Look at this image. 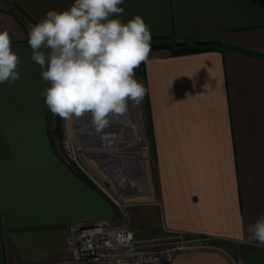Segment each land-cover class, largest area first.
<instances>
[{"label":"crops","instance_id":"obj_1","mask_svg":"<svg viewBox=\"0 0 264 264\" xmlns=\"http://www.w3.org/2000/svg\"><path fill=\"white\" fill-rule=\"evenodd\" d=\"M75 0H0V31L20 57V79L0 84V264L68 257V226L118 223L115 202L62 156L31 59L29 25ZM152 39L217 42L218 49L153 51L138 81L163 229L216 238L228 254L182 252L169 264H264L249 225L264 214V0H124ZM136 238L139 237L137 234Z\"/></svg>","mask_w":264,"mask_h":264},{"label":"clouds","instance_id":"obj_2","mask_svg":"<svg viewBox=\"0 0 264 264\" xmlns=\"http://www.w3.org/2000/svg\"><path fill=\"white\" fill-rule=\"evenodd\" d=\"M124 0H75L65 11L49 10L30 24L31 59L50 83L41 95L50 111L64 119L91 114L97 134L123 115L131 101L145 94L134 69L151 51L152 33L140 15L120 18ZM7 30L0 31V84L20 79V57L12 50ZM250 239L264 244V214L249 225Z\"/></svg>","mask_w":264,"mask_h":264},{"label":"rangeland","instance_id":"obj_3","mask_svg":"<svg viewBox=\"0 0 264 264\" xmlns=\"http://www.w3.org/2000/svg\"><path fill=\"white\" fill-rule=\"evenodd\" d=\"M153 51L170 52L167 49L150 52ZM141 71L142 63L134 69L137 81ZM130 106L131 109L127 106L125 113L129 115L136 111L134 115L136 119L139 117L142 129L139 139L126 136L127 139L122 140L117 132L119 128L114 125L97 134L90 113L64 119L51 112L54 140L68 164L80 171L91 184L97 183L111 196L116 204L119 221L115 225L128 223L141 241L161 239L167 237L168 233L160 223L154 151L145 117L144 98L139 104L131 103ZM116 117L110 116L109 119L111 122L121 121H114ZM125 117L120 116V119ZM112 141H115L118 148H114ZM110 152L114 155H107ZM76 161L80 166L76 165Z\"/></svg>","mask_w":264,"mask_h":264},{"label":"built area","instance_id":"obj_4","mask_svg":"<svg viewBox=\"0 0 264 264\" xmlns=\"http://www.w3.org/2000/svg\"><path fill=\"white\" fill-rule=\"evenodd\" d=\"M76 165L80 166L77 161ZM165 230L167 237L141 241L128 223L114 225L105 219L70 223L66 238L68 257L53 264H169L182 252L228 254L227 249L212 236Z\"/></svg>","mask_w":264,"mask_h":264},{"label":"trees","instance_id":"obj_5","mask_svg":"<svg viewBox=\"0 0 264 264\" xmlns=\"http://www.w3.org/2000/svg\"><path fill=\"white\" fill-rule=\"evenodd\" d=\"M219 44L217 42H196L193 44H187L185 42H177L171 38L165 39H151V50H170L173 55H183L190 53H197L202 51H210L218 49ZM142 73V71H141ZM70 165V164H69ZM70 167L83 178L88 180L80 171L70 165Z\"/></svg>","mask_w":264,"mask_h":264},{"label":"bare ground","instance_id":"obj_6","mask_svg":"<svg viewBox=\"0 0 264 264\" xmlns=\"http://www.w3.org/2000/svg\"><path fill=\"white\" fill-rule=\"evenodd\" d=\"M131 103H133V102H129L128 103V107H129V109H131L130 107V104ZM134 104V103H133ZM132 111V110H131ZM134 112H136V111H134ZM134 112H131L129 115L127 114V113H124L123 115H116L117 117H116V119L114 120V121H116V120H121V121H116V122H111V124L110 125H114L115 127H117V128H119L118 129V133L120 134V138H123L122 140H126L127 138H126V136H129V137H135V139H139L140 137H141V135H142V129H141V126H140V124H139V122H138V119H139V117H137V119H136V117H135V115H134ZM132 114V115H131ZM137 115V114H136ZM120 116H126L125 118H121L120 119ZM122 119H124V120H122ZM113 121V120H112ZM82 125V124H81ZM82 127V126H81ZM116 128V129H117ZM83 130V129H82ZM90 130V129H89ZM86 131V130H85ZM91 131V130H90ZM76 133V132H75ZM90 133V132H89ZM77 135V134H76ZM76 135H75V137H76ZM116 138V137H115ZM110 140V139H109ZM109 142H111V140L109 141ZM115 144V141H112V144ZM114 148H118L117 147V145L115 144L114 145ZM107 155H110V156H113L114 154L113 153H108ZM116 158V157H115ZM141 163V162H140ZM148 181V180H147Z\"/></svg>","mask_w":264,"mask_h":264}]
</instances>
